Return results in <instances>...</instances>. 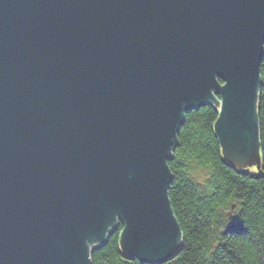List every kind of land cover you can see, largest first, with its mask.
Masks as SVG:
<instances>
[{
  "label": "water",
  "instance_id": "obj_1",
  "mask_svg": "<svg viewBox=\"0 0 264 264\" xmlns=\"http://www.w3.org/2000/svg\"><path fill=\"white\" fill-rule=\"evenodd\" d=\"M263 56L264 0H0V264H91L118 216L125 257L173 259L179 128L215 106L260 170Z\"/></svg>",
  "mask_w": 264,
  "mask_h": 264
},
{
  "label": "trees",
  "instance_id": "obj_2",
  "mask_svg": "<svg viewBox=\"0 0 264 264\" xmlns=\"http://www.w3.org/2000/svg\"><path fill=\"white\" fill-rule=\"evenodd\" d=\"M260 75L258 174L237 171L224 162L213 130L219 115L215 107L186 114L168 164L173 174L169 199L183 245L163 264H264V56ZM195 172L206 175L204 183L193 178ZM118 235L113 231L104 245L93 249L91 264H142L123 255Z\"/></svg>",
  "mask_w": 264,
  "mask_h": 264
},
{
  "label": "rangeland",
  "instance_id": "obj_3",
  "mask_svg": "<svg viewBox=\"0 0 264 264\" xmlns=\"http://www.w3.org/2000/svg\"><path fill=\"white\" fill-rule=\"evenodd\" d=\"M261 76V75H260ZM262 80V79H261ZM223 83V82H222ZM262 87V86H261ZM261 91V90H260ZM259 96H260V94H259ZM217 99L219 100V101H222V98L221 97H217ZM210 106H213V105H210ZM213 107H215V106H213ZM216 108V107H215ZM218 114H219V112H218ZM218 117H219V115H218ZM258 118H259V116H258ZM259 120V119H258ZM259 128H260V125H259ZM217 136V135H216ZM178 138V137H177ZM219 141V140H218ZM260 143H261V141H260ZM177 146H178V144H177ZM176 146V147H177ZM221 146V145H220ZM222 150V149H221ZM173 155H174V151H173ZM222 156H223V153H222ZM173 158V157H172ZM172 158L168 161V163L167 164H169V162L172 160ZM223 158L225 159V163H227V162H229L224 156H223ZM262 159V158H261ZM236 168V167H235ZM248 172H251V173H253V174H258V169L257 168H253V169H251L250 171H248ZM172 173V172H171ZM194 174H196V175H193V178L196 180V181H199V182H202V183H204L205 182V174H202L201 172H195ZM173 175V174H172ZM173 181V180H172ZM171 181V182H172ZM119 221H122V223H124L123 222V220L122 219H120ZM116 229V227L113 229V230H115ZM183 236V235H182ZM124 255V254H123ZM125 256V255H124Z\"/></svg>",
  "mask_w": 264,
  "mask_h": 264
},
{
  "label": "bare ground",
  "instance_id": "obj_4",
  "mask_svg": "<svg viewBox=\"0 0 264 264\" xmlns=\"http://www.w3.org/2000/svg\"><path fill=\"white\" fill-rule=\"evenodd\" d=\"M197 109H199V108H197ZM185 121H186V117H185V119H184V121H183V124L182 125H184L185 124ZM182 128V126L179 128V131H180V129ZM213 130H214V127H213ZM214 133H215V130H214ZM215 135H216V133H215ZM217 137V139H218V136H216ZM261 166H262V161H261ZM235 168V167H234ZM261 168L262 167H260V170H261ZM237 169V171H240V168H236ZM259 169H258V172L260 171ZM249 173V172H248ZM171 184H172V182L170 183V185H169V188H168V198H169V189H170V186H171ZM170 200V199H169ZM173 211V210H172ZM175 216V215H174ZM117 219H118V224H117V226H116V229L115 230H117V231H119V242H120V236H121V233H122V231L125 229V226H124V223H122V221H119L120 219H121V217L120 216H118L117 217ZM179 224V223H178ZM180 226V225H179ZM122 227V228H121ZM121 228V230H118V229H120ZM115 230H112V232H111V234L113 233V231H115ZM110 236V235H109ZM108 240V239H107ZM107 242V241H106ZM105 242V243H106ZM182 245H183V240H182ZM181 248H182V246L180 247V249H179V251L181 250ZM178 251V252H179ZM126 258H128V259H134V260H137V261H139L140 263H142V264H146V262H143L142 260H140L139 258H129V257H126Z\"/></svg>",
  "mask_w": 264,
  "mask_h": 264
},
{
  "label": "flooded vegetation",
  "instance_id": "obj_5",
  "mask_svg": "<svg viewBox=\"0 0 264 264\" xmlns=\"http://www.w3.org/2000/svg\"><path fill=\"white\" fill-rule=\"evenodd\" d=\"M242 163H244V162H242ZM239 165H241V163L239 164ZM242 166V165H241ZM237 168V167H236ZM240 168V171H245L246 172V169L245 168H241V167H239Z\"/></svg>",
  "mask_w": 264,
  "mask_h": 264
}]
</instances>
